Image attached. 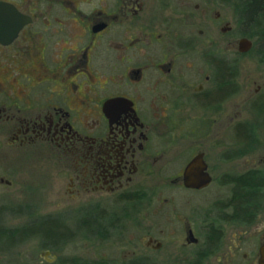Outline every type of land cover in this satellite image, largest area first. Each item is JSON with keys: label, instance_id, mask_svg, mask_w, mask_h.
Segmentation results:
<instances>
[{"label": "flooded vegetation", "instance_id": "flooded-vegetation-1", "mask_svg": "<svg viewBox=\"0 0 264 264\" xmlns=\"http://www.w3.org/2000/svg\"><path fill=\"white\" fill-rule=\"evenodd\" d=\"M0 2L17 9L21 25L0 40V189L13 188L15 176L6 171L19 172L10 159L38 154L64 176L62 199L80 202L78 226L99 236L107 207L125 209L112 215L117 223L151 225L146 212L136 217L153 199L142 181L165 177L169 196L153 210L165 240L145 228L142 245L134 243L113 264H264V0ZM198 156L211 180L186 187L185 168ZM237 179L244 192L260 194L249 224L222 218L232 214ZM214 180L229 195L212 207L215 219H203L201 240L198 205L178 202L173 190L197 192ZM10 198L0 204V219L32 212ZM67 221L50 213L1 223L0 250L46 240L29 232L47 223L53 243ZM212 225L217 233H208ZM226 227L234 228L233 239ZM163 247L168 255L159 260L152 253ZM46 248L40 257L56 262Z\"/></svg>", "mask_w": 264, "mask_h": 264}, {"label": "rangeland", "instance_id": "rangeland-1", "mask_svg": "<svg viewBox=\"0 0 264 264\" xmlns=\"http://www.w3.org/2000/svg\"><path fill=\"white\" fill-rule=\"evenodd\" d=\"M221 12L223 13V9ZM215 42L217 55H224L225 38L220 33L218 25L215 29ZM248 56L253 57L252 53H249ZM251 66L253 70L254 67L253 65ZM239 100L240 97L233 99L232 104L234 105ZM1 149L3 147H0V151ZM9 163H12L11 168L13 170L15 169V171L18 170L19 172L11 173L6 171L9 177L15 176L13 177L15 181L13 188L5 189L6 187H2L0 189V204L6 198L9 197L11 199L10 197H12L16 201L21 200L25 202V209L31 210L30 208H32V212L26 213L28 210H24V215L19 217L10 214L2 215L0 224L2 223L6 226L19 225L29 219L42 218L50 213L61 216L66 214L68 221L67 226H65V232L70 238L63 239L61 243L50 247L52 254L57 256L56 262L47 263L40 257V252L47 248L42 244V238L36 237L23 244L15 245L10 249L12 250L11 252L0 250V264H74V259H79L77 260V264H113L114 260L127 255L132 250L134 243L138 246L142 245L140 239L145 233L143 231L145 228L151 229V233L159 240H165V234L162 235L160 232L161 228L164 227L160 225L161 219L159 216L154 215L155 212L158 213L157 208L160 205L162 197L169 196L167 192L162 191V187L168 182L165 177H153L150 180L142 181L146 186V191L152 193L153 199L150 200L152 204L148 208L137 209V212L140 213H137L136 217L142 218L146 212V218L149 219L152 226L140 224L142 222L139 220L130 226L126 221L122 223V218H120L118 223L115 222L112 215L123 216L125 214V209H120L117 205L115 207H107V215H105L106 218L103 221L106 228L103 234L96 236L91 231L87 235V232L78 226L82 213L78 208L81 204L80 202H70L69 199H62L66 180L62 173L59 175L58 173H52L49 161H46V159H43L38 154H34L25 155L24 160L15 157L14 160L10 159ZM235 166H242L241 162H237ZM173 192L174 198L178 202L188 199L194 205H198L199 219L197 220L198 228H196V233L202 240V235L207 229L202 225L203 219L209 218V220H212L218 216L217 211L214 209L227 200L229 195L228 187H220L217 181L214 180L207 188L197 192L185 191L183 189L173 190ZM154 209L157 210L153 212ZM108 223L114 224L113 228ZM234 231V228L226 227L227 238L233 239L232 234ZM105 233L108 234L105 235ZM152 255L159 260H164L168 255L167 248L163 247L160 251L152 253Z\"/></svg>", "mask_w": 264, "mask_h": 264}, {"label": "trees", "instance_id": "trees-1", "mask_svg": "<svg viewBox=\"0 0 264 264\" xmlns=\"http://www.w3.org/2000/svg\"><path fill=\"white\" fill-rule=\"evenodd\" d=\"M236 185L231 191L230 195V203H231V212L232 214L230 216L223 215L222 218L225 220H230L231 222H243L245 224H249L253 222L256 213L259 211L260 208V194L252 191L244 192L241 190V185L239 184V179L236 180ZM46 225V226H45ZM41 226L40 228L35 229L34 231H30L29 233L32 234H45L47 235V239L43 241V244L45 247H52V245L56 246L58 243H61L63 239L70 238L66 235V232L62 229L58 228L56 229V240L51 243L48 239V235L50 234V229L48 223ZM59 227V226H58ZM80 228H83V225H79ZM208 233H217L216 226H210V231ZM27 234V233H26ZM67 237H65V236ZM65 237V238H64ZM52 244V245H51ZM77 260L74 259V264H77Z\"/></svg>", "mask_w": 264, "mask_h": 264}, {"label": "water", "instance_id": "water-1", "mask_svg": "<svg viewBox=\"0 0 264 264\" xmlns=\"http://www.w3.org/2000/svg\"><path fill=\"white\" fill-rule=\"evenodd\" d=\"M20 14L11 4L0 2V40H5V35L15 36L20 29ZM245 49L249 48L248 41H245ZM205 163L201 156L195 157L185 168L183 182L186 187L200 189L209 184L211 178L205 172ZM264 258V249L261 250Z\"/></svg>", "mask_w": 264, "mask_h": 264}]
</instances>
